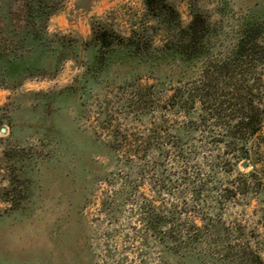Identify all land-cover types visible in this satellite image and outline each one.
Masks as SVG:
<instances>
[{
    "label": "rangeland",
    "instance_id": "obj_1",
    "mask_svg": "<svg viewBox=\"0 0 264 264\" xmlns=\"http://www.w3.org/2000/svg\"><path fill=\"white\" fill-rule=\"evenodd\" d=\"M169 1L183 23L191 5L206 10L218 37L264 17V0ZM58 5L50 34L87 39L98 21L124 35L155 24L143 0ZM164 36L159 29L154 43ZM53 50L16 55L14 70L34 72L15 86H4L0 64V264H236L235 228L264 259V202L253 189L221 198L236 175L224 171L221 145L202 132L171 144L184 120L164 108L174 60L120 47L98 57L90 46L79 64H54ZM259 134L264 186V125ZM151 212L170 220L169 232L146 226Z\"/></svg>",
    "mask_w": 264,
    "mask_h": 264
},
{
    "label": "trees",
    "instance_id": "obj_2",
    "mask_svg": "<svg viewBox=\"0 0 264 264\" xmlns=\"http://www.w3.org/2000/svg\"><path fill=\"white\" fill-rule=\"evenodd\" d=\"M58 4L59 0H0V64L10 72L6 74L9 83L4 86H15L29 74L27 71L34 72L31 65L14 70L11 62L16 55L34 48L52 46L54 64L67 59L79 64L77 55L90 46L98 57L112 47L137 56H166L176 62V67L168 76L171 92L164 108L184 117L171 144L185 134L202 132L201 137L223 148L224 171L236 173L233 185L223 187L221 198L253 189L264 202V186H260L256 167L263 164L259 132L264 125V17L242 19L232 31L218 37L219 21H211L208 12L196 5H191L189 19L183 23L169 0H143L147 17L155 24L131 28L124 35L98 21L91 25L90 36L82 39L48 33L47 20ZM159 29L165 36L154 43ZM238 163H246L248 170H239ZM145 224L152 231L159 227L170 231V220L152 212ZM233 235L243 239L236 248V264H264L259 247L245 241L240 229L235 228ZM231 247H225L226 253L233 251Z\"/></svg>",
    "mask_w": 264,
    "mask_h": 264
},
{
    "label": "water",
    "instance_id": "obj_3",
    "mask_svg": "<svg viewBox=\"0 0 264 264\" xmlns=\"http://www.w3.org/2000/svg\"><path fill=\"white\" fill-rule=\"evenodd\" d=\"M4 131H5V128L1 127V128H0V132H4ZM242 167H246V163H243V164H242Z\"/></svg>",
    "mask_w": 264,
    "mask_h": 264
}]
</instances>
